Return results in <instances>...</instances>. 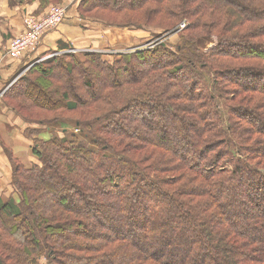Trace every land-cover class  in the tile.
<instances>
[{
    "label": "trees",
    "instance_id": "16d2710c",
    "mask_svg": "<svg viewBox=\"0 0 264 264\" xmlns=\"http://www.w3.org/2000/svg\"><path fill=\"white\" fill-rule=\"evenodd\" d=\"M76 13L178 39L44 52L8 79L0 105L24 117L36 161L5 151L19 201L0 197V264H264V0H81ZM71 122L80 134L51 132Z\"/></svg>",
    "mask_w": 264,
    "mask_h": 264
},
{
    "label": "crops",
    "instance_id": "0c3cea01",
    "mask_svg": "<svg viewBox=\"0 0 264 264\" xmlns=\"http://www.w3.org/2000/svg\"><path fill=\"white\" fill-rule=\"evenodd\" d=\"M79 1L81 0H63L61 4H58L54 0H0V100L4 92L10 87L7 81L12 76L13 70L25 65L35 55L44 52H51L50 54H52L57 49V41L66 44L68 48L65 49L72 50L71 48H73L74 51L78 52L104 50L106 46L110 51L120 53L123 51L121 48H125L127 42L130 43L140 37L127 28H104L99 24L81 19L76 13ZM42 3L45 4V7L41 6ZM53 6L64 9V22L54 32L45 34L35 50L26 51L19 59L10 60L7 58L8 43L12 38L25 32L23 23L25 18L31 17L39 20ZM82 27H86V29L84 30ZM4 111L0 105V197H12L17 202L19 201L18 197L11 186V162L5 151L6 149L10 151L12 157L21 164L22 160L19 155L27 156L28 166L35 162L36 158L32 155L31 143L24 139L22 131L18 128L8 127L7 119L11 115L9 112L4 113ZM49 137V133H43L40 136L42 140Z\"/></svg>",
    "mask_w": 264,
    "mask_h": 264
},
{
    "label": "built area",
    "instance_id": "2783aa9c",
    "mask_svg": "<svg viewBox=\"0 0 264 264\" xmlns=\"http://www.w3.org/2000/svg\"><path fill=\"white\" fill-rule=\"evenodd\" d=\"M64 20V9L59 6L51 7L47 11L46 15L39 20L31 17L25 18L23 21L25 32L22 35L11 39V41L8 43L9 46L6 49V57L10 58L11 60L19 59L26 53V51L35 50V48L39 46L41 38L47 33L54 32V30H56L58 26L64 22ZM183 26L184 24H182L181 28ZM103 53L113 54L116 52L112 50L110 51L109 49H104ZM55 55L56 50L42 60L50 59L55 57Z\"/></svg>",
    "mask_w": 264,
    "mask_h": 264
},
{
    "label": "rangeland",
    "instance_id": "374dc122",
    "mask_svg": "<svg viewBox=\"0 0 264 264\" xmlns=\"http://www.w3.org/2000/svg\"><path fill=\"white\" fill-rule=\"evenodd\" d=\"M181 27V26H180ZM137 40H132L130 43H128L127 42V44H126V46H125V48H121V49H123V51H121L120 53H125L126 51H133V50H140L141 48H152V47H154L155 45L154 44H156V43H158V41L161 39V37H160V35L157 33V32H151V31H147V32H144L143 33V35H140V37L139 38H136ZM177 37H171L170 36V39H168L171 43H175L176 41H177ZM213 41H215V39L213 40ZM58 42V44H64L63 42H61V41H57ZM214 43L213 42H211V43H209L208 45H207V48H210L212 45H213ZM64 45H66V44H64ZM67 46V45H66ZM72 50H67V49H65L66 51H63V50H59L58 49V46H57V49H56V55L55 56H60L61 54H65V55H68L69 53H72V54H74V55H76V56H78V57H80L81 59H83V54L85 53V52H95V53H100V54H104L103 53V50L102 49H99V50H97V51H84V52H78V51H74L73 50V48H71ZM76 49V48H75ZM104 49H109L108 47H106L105 46V48ZM69 51V52H68ZM68 52V53H67ZM105 55H112V54H105ZM44 58V57H43ZM43 58H41L39 61H42V59ZM46 60V59H45ZM17 67V66H16ZM17 70V69H16ZM16 70H13V74H16V77H15V80H13V81H16V78L19 76V75H21V74H18L17 75V72H16ZM10 113V112H9ZM15 113H13V112H11L10 113V115H11V117H9L8 119H7V121H8V127L10 126V128H17V127H19V128H23V125H26V123L25 122H23L24 120V117H17L16 116V114L14 115ZM22 114L23 115H25V117L26 118H29V119H32V120H36V119H43V117H49V116H46V115H41V114H35V115H30L29 114V111L28 112H22ZM21 121H22V124H21ZM73 122H71V123H67V125H64V126H58V125H55V126H50V128L52 127V131L51 132H53V131H55L56 132V134L58 133V131H60L61 130V128L62 127H64L65 128V133L67 134V135H72V134H80L79 133V130L77 129V128H75L74 127V125L72 124ZM20 157L19 158H21V160H22V164L24 165V166H26V167H29L28 165H29V161L26 159L27 158V156H25V155H19Z\"/></svg>",
    "mask_w": 264,
    "mask_h": 264
},
{
    "label": "water",
    "instance_id": "95a60500",
    "mask_svg": "<svg viewBox=\"0 0 264 264\" xmlns=\"http://www.w3.org/2000/svg\"><path fill=\"white\" fill-rule=\"evenodd\" d=\"M174 34V32H169L167 35H165L164 37H162L159 41H158V43H161V42H163V41H165V40H168V38L170 37V36H172Z\"/></svg>",
    "mask_w": 264,
    "mask_h": 264
}]
</instances>
